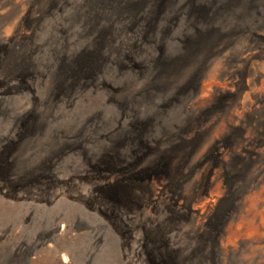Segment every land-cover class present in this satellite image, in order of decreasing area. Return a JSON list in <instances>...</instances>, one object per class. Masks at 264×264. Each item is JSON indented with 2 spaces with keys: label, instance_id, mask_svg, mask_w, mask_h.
I'll return each mask as SVG.
<instances>
[{
  "label": "rangeland",
  "instance_id": "rangeland-1",
  "mask_svg": "<svg viewBox=\"0 0 264 264\" xmlns=\"http://www.w3.org/2000/svg\"><path fill=\"white\" fill-rule=\"evenodd\" d=\"M173 1L146 30L124 13L143 15L151 0H0V264H178L194 247L173 188L158 184L170 168L157 156L200 125L208 128L192 158L217 136H264L262 104L226 130L222 119L211 123L213 102L200 91L239 87L248 68L264 69V8L198 28L214 51L197 76L189 64L163 86L154 77L163 67L141 61L157 48L165 64L196 37L185 11L172 16L181 0ZM184 1L192 14L207 7ZM247 93L235 88L220 104L234 107ZM194 94L203 97L199 114L186 109Z\"/></svg>",
  "mask_w": 264,
  "mask_h": 264
},
{
  "label": "bare ground",
  "instance_id": "bare-ground-1",
  "mask_svg": "<svg viewBox=\"0 0 264 264\" xmlns=\"http://www.w3.org/2000/svg\"><path fill=\"white\" fill-rule=\"evenodd\" d=\"M151 1L148 11L143 15H139V12H134V15L130 12L124 13L131 20L127 25H133L138 21L147 30L155 25L164 4L168 1L174 3L173 0ZM193 1L195 0H190L191 5ZM261 1L206 0L207 7L200 8L202 13L197 11L193 14L187 1H179L173 9H170L171 14L174 16L176 13L186 12L185 18L189 21V26L194 28L196 35L192 44L184 54L168 60L165 64L161 63L159 50L156 48L158 45H155L157 52L141 62L151 63L153 67L155 65L163 67L154 76L163 86L175 82L184 74L185 68L191 65L192 68L188 73L197 76L198 69L214 51L211 45L213 41H208L210 38L208 29L198 32V28H203L208 23L221 22L229 17L240 21L254 11L257 14V9L260 11L264 8ZM210 9L212 10L209 13ZM262 12L264 14V9ZM253 30L250 28L251 33ZM103 36L105 34L97 40L99 42L104 40ZM260 40L264 41V38ZM246 59L242 60L244 69L247 66ZM130 65L134 69L137 67L136 64ZM247 72H250L251 77L244 84L239 85L248 91L247 98L243 103H235L234 107L220 104L221 98L228 97L233 93V89L239 88L233 81L227 80L228 82L200 87V91L206 93L213 102L211 123L222 119L226 130H230L234 126L241 125L246 115L258 114V107H255L257 103L264 107V69L251 67ZM148 85V82L144 84V86ZM257 85L259 88L256 87ZM157 88L159 91L163 89L156 86ZM139 89L136 88L134 91ZM194 92L196 93L195 90ZM201 102L203 97L194 94L186 103L187 111L199 114L198 106ZM259 118L256 124L264 128L261 115ZM207 128L208 124L195 127L191 136H187L190 141L186 136L178 137L174 144H169V149H164L157 156V163L163 165L164 169L170 168V172H163L162 176L156 177L162 181L158 184L161 188L167 185L173 188L172 201L177 205L176 211L190 218L189 229L195 240L194 247L188 251L186 257L178 261V264H264V136H217L211 139L207 147L210 151L192 158V148L196 142L205 137L200 135L204 134ZM208 155L211 159L218 160V163L207 164V162L203 165L202 161ZM150 188L153 193L158 191L156 184H152ZM128 200L123 195L118 203L128 210ZM155 204L156 201L152 196L146 203L150 209ZM61 262L67 263L64 258Z\"/></svg>",
  "mask_w": 264,
  "mask_h": 264
}]
</instances>
